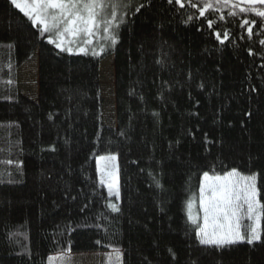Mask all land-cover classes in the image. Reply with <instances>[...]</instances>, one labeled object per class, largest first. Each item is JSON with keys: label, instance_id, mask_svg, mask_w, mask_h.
<instances>
[{"label": "trees", "instance_id": "1", "mask_svg": "<svg viewBox=\"0 0 264 264\" xmlns=\"http://www.w3.org/2000/svg\"><path fill=\"white\" fill-rule=\"evenodd\" d=\"M210 3L124 0L118 42L105 34L93 56L61 51L0 0V264L113 250L123 264H264V239L204 246L188 217L205 173L256 174L264 202V23L236 0ZM112 57L114 125L101 76ZM36 59L37 101L18 80ZM109 155L121 200L100 181Z\"/></svg>", "mask_w": 264, "mask_h": 264}, {"label": "snow or ice", "instance_id": "2", "mask_svg": "<svg viewBox=\"0 0 264 264\" xmlns=\"http://www.w3.org/2000/svg\"><path fill=\"white\" fill-rule=\"evenodd\" d=\"M173 3V0H168ZM180 3V0H175ZM228 3L229 0H222ZM245 7L239 10L242 13H254L262 18L264 23V0H242ZM11 3L28 17L34 25L41 26L40 31L49 33L51 37L49 43H54L61 51L73 53L89 54L97 56L104 51L100 47L99 51L90 49L93 37L99 33L100 29L109 33L107 39L111 45H115L118 40L112 34V28L118 27L116 21L117 9L124 6V0H11ZM212 4L210 0H203V7L206 11ZM235 8L237 5L232 4ZM203 15V12L200 13ZM244 24H249L245 19ZM252 34V28L248 29ZM72 37L66 40L65 37ZM81 39L77 40L76 38ZM264 43V41H261ZM75 44L74 49L71 45ZM10 82V81H9ZM100 160H110L113 162L112 169L107 172L109 195L119 196L117 186L115 156L100 157ZM103 171V169H102ZM204 186L200 189V207L203 210V225L198 226L197 235L199 243L204 246H212L223 249L247 242L252 245L264 239V202L259 199L256 174L243 175L233 169L223 177H211L204 174ZM101 183H105L102 179ZM112 211L119 212L115 204H110ZM189 220L197 224L199 216L192 212V203L188 204ZM247 220L245 225L242 222ZM99 243V241H97ZM116 259L119 261L120 252L114 250ZM171 251V250H170Z\"/></svg>", "mask_w": 264, "mask_h": 264}, {"label": "rangeland", "instance_id": "3", "mask_svg": "<svg viewBox=\"0 0 264 264\" xmlns=\"http://www.w3.org/2000/svg\"><path fill=\"white\" fill-rule=\"evenodd\" d=\"M233 1V0H232ZM240 3H243L242 0H236ZM121 10L120 8L117 9V17L120 18ZM116 21V24H120L119 21ZM117 26H113L112 31ZM109 35V33H106L103 31V28L100 29L99 33H97L92 39L93 43L89 46L90 49L95 48V46L102 45L101 47L104 48V45L102 44V41L104 40V35ZM53 38V37H52ZM66 40L73 39L72 37L68 36L65 37ZM77 40L81 39L80 37L76 38ZM74 49L76 48V45H71ZM75 52V51H74ZM39 61L36 59L34 62L29 63L28 65L21 68L19 72V87L20 91L24 95H26L29 98H32L33 100L37 101L38 95H39ZM116 65L114 63V58H108L105 60V62L102 63V70H101V76H102V87H104V98L106 102V120L112 125L116 124ZM115 156V166H116V177H117V186L119 190V196L111 195L114 199L121 200V184H120V163L119 159L116 155H109L104 157H111ZM98 164V173L100 174V181L103 179L105 183H101L104 185L107 190V181L108 176L107 172L112 169L113 162L110 160H100L98 158L97 161ZM103 169V171H102ZM211 177H214L213 175L208 174ZM223 177V176H221ZM205 181L203 178V185L204 186ZM259 190V189H258ZM109 192V191H108ZM192 212L194 214H197L199 216V219L201 220V224L203 225V210L200 207V199L198 202V205L192 204ZM198 219V220H199ZM243 224H247L248 221L245 220L242 222ZM243 243V242H241ZM120 252V251H119ZM123 254L120 252V259L117 261L115 251L111 252H102V253H91V254H73V253H59L58 255H53L49 258L48 264H123Z\"/></svg>", "mask_w": 264, "mask_h": 264}]
</instances>
